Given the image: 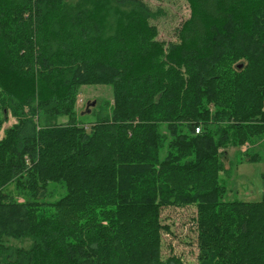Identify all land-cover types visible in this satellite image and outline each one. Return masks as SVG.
Segmentation results:
<instances>
[{
    "label": "trees",
    "instance_id": "obj_1",
    "mask_svg": "<svg viewBox=\"0 0 264 264\" xmlns=\"http://www.w3.org/2000/svg\"><path fill=\"white\" fill-rule=\"evenodd\" d=\"M186 1L162 41L147 0H0V264H183L163 213L190 206L199 264H264L224 160L262 159L264 0ZM84 85L113 92L89 123Z\"/></svg>",
    "mask_w": 264,
    "mask_h": 264
},
{
    "label": "rangeland",
    "instance_id": "obj_2",
    "mask_svg": "<svg viewBox=\"0 0 264 264\" xmlns=\"http://www.w3.org/2000/svg\"><path fill=\"white\" fill-rule=\"evenodd\" d=\"M147 1L155 12L156 10L160 12H157V17L152 20L159 28L158 39L162 41L175 40L176 28L190 16L189 3L186 0ZM71 2L77 3L79 0H71ZM112 100L113 92L110 86H82L77 102L79 119L85 123L91 122L94 119L93 110L95 107ZM14 123H16V118L10 114L3 129L12 126ZM3 133L4 130H2V135ZM245 145L249 147L248 143ZM250 149L251 152L258 151L262 159L258 161L246 160V150H243L242 146L235 150L230 149L224 156L227 166H229L230 160L232 159L238 161V166L233 177L227 181L229 192L226 198L229 200L260 201L263 198L264 140L254 150L252 147ZM222 176L225 177V174H222ZM58 197L59 195L56 198ZM195 215V206L168 208L164 210V221L171 224V232L165 233L164 235L163 255L165 257H179L183 264H199L197 257V233L193 221Z\"/></svg>",
    "mask_w": 264,
    "mask_h": 264
},
{
    "label": "built area",
    "instance_id": "obj_3",
    "mask_svg": "<svg viewBox=\"0 0 264 264\" xmlns=\"http://www.w3.org/2000/svg\"><path fill=\"white\" fill-rule=\"evenodd\" d=\"M197 131H199V129H197ZM243 150H247L248 146L244 145L242 146Z\"/></svg>",
    "mask_w": 264,
    "mask_h": 264
}]
</instances>
